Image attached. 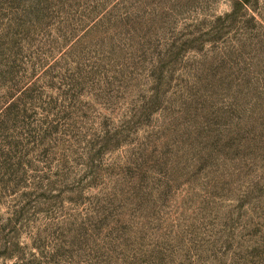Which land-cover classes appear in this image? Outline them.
<instances>
[{"label":"rangeland","instance_id":"rangeland-1","mask_svg":"<svg viewBox=\"0 0 264 264\" xmlns=\"http://www.w3.org/2000/svg\"><path fill=\"white\" fill-rule=\"evenodd\" d=\"M0 264H264V0H0Z\"/></svg>","mask_w":264,"mask_h":264}]
</instances>
